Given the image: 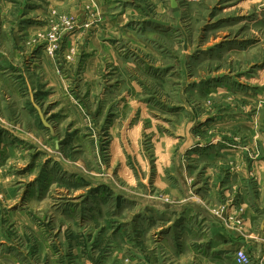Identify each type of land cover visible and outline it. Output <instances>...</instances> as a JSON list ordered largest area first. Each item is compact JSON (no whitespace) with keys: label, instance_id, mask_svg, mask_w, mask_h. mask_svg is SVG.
Instances as JSON below:
<instances>
[{"label":"rangeland","instance_id":"1","mask_svg":"<svg viewBox=\"0 0 264 264\" xmlns=\"http://www.w3.org/2000/svg\"><path fill=\"white\" fill-rule=\"evenodd\" d=\"M177 3L0 0V264H264V0Z\"/></svg>","mask_w":264,"mask_h":264},{"label":"built area","instance_id":"2","mask_svg":"<svg viewBox=\"0 0 264 264\" xmlns=\"http://www.w3.org/2000/svg\"><path fill=\"white\" fill-rule=\"evenodd\" d=\"M235 261L237 264H251L249 257L242 250L236 252Z\"/></svg>","mask_w":264,"mask_h":264},{"label":"water","instance_id":"3","mask_svg":"<svg viewBox=\"0 0 264 264\" xmlns=\"http://www.w3.org/2000/svg\"><path fill=\"white\" fill-rule=\"evenodd\" d=\"M172 9H176L178 6L177 0H169Z\"/></svg>","mask_w":264,"mask_h":264},{"label":"crops","instance_id":"4","mask_svg":"<svg viewBox=\"0 0 264 264\" xmlns=\"http://www.w3.org/2000/svg\"><path fill=\"white\" fill-rule=\"evenodd\" d=\"M177 2H178V0H177ZM219 234H220V233H219ZM221 234H222V233H221ZM227 236H228V235H227ZM224 240H225V239H222V241H220V242H223ZM54 260H55V259H54ZM54 260H53V261H54ZM54 262H55V261H54Z\"/></svg>","mask_w":264,"mask_h":264}]
</instances>
